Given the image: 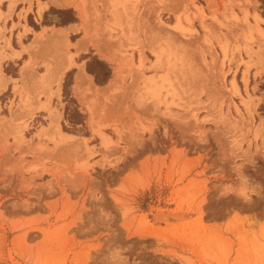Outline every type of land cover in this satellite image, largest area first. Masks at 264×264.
Segmentation results:
<instances>
[{"label": "rangeland", "instance_id": "374dc122", "mask_svg": "<svg viewBox=\"0 0 264 264\" xmlns=\"http://www.w3.org/2000/svg\"><path fill=\"white\" fill-rule=\"evenodd\" d=\"M75 2L90 25L69 41L94 42L77 56L49 41L5 58L31 40L0 29V264H264V0ZM100 43L145 55L143 74L108 91ZM93 58L111 79L78 90ZM180 209L183 227L155 219Z\"/></svg>", "mask_w": 264, "mask_h": 264}, {"label": "bare ground", "instance_id": "6f19581e", "mask_svg": "<svg viewBox=\"0 0 264 264\" xmlns=\"http://www.w3.org/2000/svg\"><path fill=\"white\" fill-rule=\"evenodd\" d=\"M79 11H80V13L82 14V16H83V18H84V28L86 29L87 28V30H88V26L90 25L89 24V20H88V12H87V9L84 7V6H81L80 8H79ZM74 30H78V27H76V28H70V29H60V30H57V29H54V28H52L51 29V32L53 33V34H48V30H44L42 33H40V34H38L37 36H36V39L32 42V44L31 45H29L28 47H27V51L29 52V53H33L34 52V49L35 48H40V47H42V46H44L47 42H49V41H57V42H61V43H64V44H68L69 43V39H68V35L71 33V32H73ZM87 32V31H86ZM94 42H93V39L91 38V37H89V35H88V33H86V36L83 38V40L82 41H80L79 43H77L76 45H75V48H76V50L78 51V52H80V51H83V50H85L87 47H88V45H90V44H93ZM63 46V45H62ZM103 47H104V45L103 44H99V46L97 47L98 48V50H99V52H100V54L103 56V57H105L108 61H110V62H112L114 65H115V77H114V79H112L111 81H110V83L107 85V89H108V91H113V90H115V88L117 87V84H118V82L120 81V80H122V78H123V75H124V73H125V71L126 72H128L127 70L128 69H132V72L133 71H135V74L137 73V74H143V70H144V62H145V58H144V56L145 55H141L140 56V65L138 64V66H136V64H135V66L137 67V69H136V67L134 66V63H133V55H130V54H128L127 52H120V55H115V54H110V53H105L104 52V50H103ZM128 54V55H127ZM31 55H34V54H31ZM130 55V56H129ZM14 57H17V56H19V53H14V55H13ZM31 57H33V56H31ZM6 58V57H5ZM73 58V57H72ZM33 62L32 61H30V62H28V63H26L25 65H24V67H23V69H22V79L20 80V82L22 83V82H24V79L26 78V77H28L27 75H29V73H30V71L32 70V68L34 67L33 65L34 64H32ZM135 68V70H133L134 68ZM71 68V60H70V63L68 64V65H66V66H63V67H61L60 69H58V70H55V72H53L52 74L53 75H51V76H53V78L51 77V82L53 83V85L54 84H56V86H58V87H61V83H62V81H63V78H64V75H65V73H66V71L67 70H69ZM134 73V72H133ZM127 74V73H126ZM47 75V74H46ZM139 75V76H140ZM138 76V75H137ZM46 77V76H45ZM44 77V78H45ZM42 78V77H41ZM42 80V79H41ZM124 80V79H123ZM44 81V80H43ZM48 81V80H47ZM93 78L90 76V75H88L86 72H85V69H84V67L82 66V67H80V69H79V72H78V74H77V78H76V88L78 89V90H80V89H85V90H87V91H91L92 90V88L93 89H95V85L93 84ZM42 85V84H41ZM24 85L22 84V85H19V83L18 84H16L15 85V89H14V91H15V93L16 94H18V95H20L22 98H23V95H24ZM97 89V88H96ZM95 89V90H96ZM106 89V90H107ZM103 90V89H102ZM102 90H99V91H102ZM97 91V90H96ZM59 92H60V88H58V93L57 94H59ZM103 92H107V91H103ZM98 93H100V92H98ZM110 93H112V92H110ZM108 93H104L103 95H107ZM97 97H98V95H97ZM21 98V99H22ZM25 99V98H24ZM86 103V102H85ZM89 104V103H88ZM85 106L87 107V110H88V112L90 113V115L91 116H93V112H94V110H93V107L92 106H90V105H87V104H85ZM33 112H35V111H33ZM32 112V115L34 114ZM59 115V114H58ZM94 117V116H93ZM60 118V117H59ZM58 118V119H59ZM92 119H94V118H92ZM54 120V119H53ZM93 122H94V120H92ZM56 122H54V124H55ZM56 125V124H55ZM58 125V124H57ZM52 126H53V124H52ZM51 126V127H52ZM54 128V127H53ZM50 129V128H49ZM59 129V128H58ZM46 130H48V129H46ZM45 130V131H46ZM51 130V129H50ZM56 130V129H55ZM54 130V131H55ZM44 131V130H43ZM44 131V132H45ZM52 131V130H51ZM48 132V131H47ZM60 133V136H61V138H66V139H72L73 137L72 136H70V135H67V134H65V133H63V132H59ZM46 134V133H45ZM45 134H43V135H45ZM61 140V139H60ZM62 141H63V139H62ZM74 141V140H73ZM71 142V141H70ZM76 142V141H75ZM104 143V142H103ZM80 144V143H79ZM179 209V208H178ZM164 211H162V213H163ZM162 213H160V215H157V221H159V222H161V221H163V222H167L165 225V227H167V228H178V227H183V226H185V225H187L190 221H191V219L190 218H188L187 217V215L185 214V212H182V209H180V210H177V211H174V212H171L170 214H162ZM159 214V213H158ZM175 222H177V223H175ZM179 222V223H178Z\"/></svg>", "mask_w": 264, "mask_h": 264}, {"label": "crops", "instance_id": "0c3cea01", "mask_svg": "<svg viewBox=\"0 0 264 264\" xmlns=\"http://www.w3.org/2000/svg\"><path fill=\"white\" fill-rule=\"evenodd\" d=\"M75 1L76 0H4L2 2V4L0 5V29L5 28L7 31H9L10 29H14L13 41L18 42V34H23V33H24L23 38L25 40H29V39L31 40L30 42L28 41L29 43L27 42V44L23 42L24 40H22L24 50L13 48V51L9 53L10 55L5 56V57L9 58V59H16V58L19 59L23 56H26L27 53L30 54L26 50L27 47L29 45H31L32 42L36 39V36L38 34L42 33L45 29L50 31L52 28L57 29V30L76 28L78 25V23H76V21L72 22L66 26H63L62 25V18L59 17L58 14H55V15H53V18H50L51 15L49 13L51 10H55L56 12L57 11L58 12H62V11L68 12L70 10H74V11L78 10L79 11V8L82 5L77 6ZM75 6L77 7V9ZM45 17H46V20L53 19V20H50V21H52V24L42 26L41 24L45 20ZM71 17L74 19H80V17H81L83 19V23H84V18L82 16V14L80 13V11H79V14L78 13H76L74 15L72 14ZM31 21L34 24H32ZM35 25L40 26L39 31H36L34 29ZM13 27H15V28H13ZM78 30H74L70 34H73L74 32H76ZM48 34H50V32H48ZM70 34L68 35V39L71 36ZM6 37L8 39V35ZM83 38L74 44H72L70 41H69V43L72 44L75 48V45L77 43H79L80 41H82ZM91 45H94V44L88 45V47L85 50L80 51V52H78L75 48V53L73 54V56H77L83 52H86L88 50L89 46H91ZM97 46H98V44H97ZM95 47H96V45H95ZM14 53H19V56L14 57L13 56ZM72 60H73V58H72ZM84 64H85V66L79 65L78 72H79L80 67L83 66L85 69V72L87 73V64L86 63H84ZM74 65H75V62L73 60L71 63V68ZM2 75L3 74H2L1 69H0V93L2 92V90L5 89L7 83L9 81H11L10 79H7L6 77H4V75L3 76ZM21 76H22V71H21ZM90 76L92 78H94L92 75H90ZM76 78H77V75L75 77V85H76ZM92 82L94 84V81H92Z\"/></svg>", "mask_w": 264, "mask_h": 264}, {"label": "trees", "instance_id": "16d2710c", "mask_svg": "<svg viewBox=\"0 0 264 264\" xmlns=\"http://www.w3.org/2000/svg\"><path fill=\"white\" fill-rule=\"evenodd\" d=\"M75 21V19L67 22L63 21L62 25L66 26ZM87 72L95 78L96 84L101 86L107 84L112 75L111 69L108 64L98 60L97 58H93L87 63Z\"/></svg>", "mask_w": 264, "mask_h": 264}, {"label": "water", "instance_id": "95a60500", "mask_svg": "<svg viewBox=\"0 0 264 264\" xmlns=\"http://www.w3.org/2000/svg\"><path fill=\"white\" fill-rule=\"evenodd\" d=\"M156 219V218H155ZM156 221V220H155Z\"/></svg>", "mask_w": 264, "mask_h": 264}]
</instances>
